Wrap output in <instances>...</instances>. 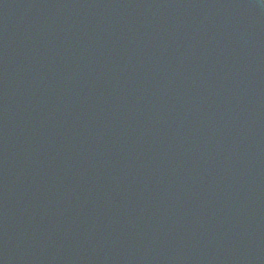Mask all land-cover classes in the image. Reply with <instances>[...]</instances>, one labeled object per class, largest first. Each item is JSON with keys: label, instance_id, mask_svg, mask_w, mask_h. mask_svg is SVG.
<instances>
[{"label": "water", "instance_id": "obj_1", "mask_svg": "<svg viewBox=\"0 0 264 264\" xmlns=\"http://www.w3.org/2000/svg\"><path fill=\"white\" fill-rule=\"evenodd\" d=\"M0 264H264V4L0 0Z\"/></svg>", "mask_w": 264, "mask_h": 264}, {"label": "clouds", "instance_id": "obj_2", "mask_svg": "<svg viewBox=\"0 0 264 264\" xmlns=\"http://www.w3.org/2000/svg\"><path fill=\"white\" fill-rule=\"evenodd\" d=\"M260 3H261V4H264V0H260Z\"/></svg>", "mask_w": 264, "mask_h": 264}]
</instances>
